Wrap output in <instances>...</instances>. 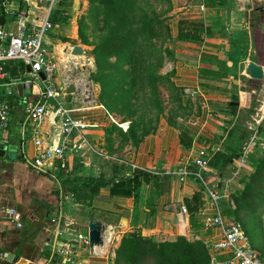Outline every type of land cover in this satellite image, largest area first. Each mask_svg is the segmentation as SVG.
<instances>
[{"label": "crops", "instance_id": "obj_1", "mask_svg": "<svg viewBox=\"0 0 264 264\" xmlns=\"http://www.w3.org/2000/svg\"><path fill=\"white\" fill-rule=\"evenodd\" d=\"M165 1L174 31L165 43L171 54L166 70L199 107L192 113L191 104L180 115L159 120L155 130L117 151L116 139L104 129L115 121L114 116L95 95L90 106L76 98L77 88L84 87L76 72L85 58V45L79 38L84 0H55L52 7L47 0H0V27L6 30L15 31L21 23L26 28L37 26L45 19L51 23L43 37L44 47L57 63L53 83L66 93L57 99L84 124L69 135L65 157L54 163L56 169L38 172L29 166L27 157L61 143V119L52 120L49 112L37 126L23 129L25 101L35 95L22 89L7 97L13 99L8 125L0 128V150L9 153V157L0 156V203L21 213L23 227L0 219L1 264H115L122 237L134 232L156 241L179 237L199 241L209 250L211 261L210 247L219 232L203 228L204 213L212 207L200 181L187 172L195 170V160L206 158V182L225 188L218 207L223 216L235 217L231 195L242 187L249 158L232 180L240 151L220 165L225 152L231 151L224 140L234 117L229 109L236 108V115L241 108L245 111L249 105L244 103V94L249 97L264 85V77L253 79L247 71L250 61L264 68V31L249 26L247 9V5L262 7L264 12V0ZM75 45L82 54H72ZM69 85L74 92L67 93ZM34 140L41 141L38 147ZM124 179L130 180L125 187L130 193L113 191ZM64 187L70 189L63 191ZM90 220L104 223L111 236L99 249L78 239V233L87 232ZM64 222L71 223L69 234L56 236L57 226ZM9 253L11 261L6 259Z\"/></svg>", "mask_w": 264, "mask_h": 264}, {"label": "rangeland", "instance_id": "obj_2", "mask_svg": "<svg viewBox=\"0 0 264 264\" xmlns=\"http://www.w3.org/2000/svg\"><path fill=\"white\" fill-rule=\"evenodd\" d=\"M81 9L87 43H83L85 58L76 70L84 87L79 86L77 92L86 88L88 97L93 99L95 95L114 116L115 121L104 129L116 139L117 151H124L126 146L134 145L139 136L155 130L159 120L180 115L192 104L189 94L173 83L172 72L166 70L171 54L165 43L171 41L174 32L167 2L84 0ZM110 38L124 41L116 53L105 56L103 49L108 47L104 43ZM16 64L23 70V64L18 61ZM243 98L249 106L245 111L241 108L237 115L236 108L229 109L234 111V117L224 138L228 141V135L234 133L232 130L242 135L237 152L244 143L251 144L248 172L242 178V187L231 195L235 203L231 211L245 224L251 243L264 255V194L257 200V191L253 195L246 192L250 184L255 187L254 171L264 160V85L257 87L249 97L244 94ZM198 107V103L192 104L190 112ZM120 122L128 125L127 131L119 127ZM226 152L220 167L232 154V151Z\"/></svg>", "mask_w": 264, "mask_h": 264}, {"label": "built area", "instance_id": "obj_3", "mask_svg": "<svg viewBox=\"0 0 264 264\" xmlns=\"http://www.w3.org/2000/svg\"><path fill=\"white\" fill-rule=\"evenodd\" d=\"M47 1L49 7H52L55 0ZM50 27L51 23L48 19L43 20L40 25H32L27 28L21 23L15 31L0 27V128L4 129L8 125L11 105L7 97L17 93L18 84L22 85V89H28L35 95L34 98L25 101L26 115L21 123L23 129H27L29 125L37 126L49 112L52 114V120L61 119V143L47 146L34 156L27 157L29 166L38 172H47L51 169L54 171L56 169L54 163L61 162L65 157V151L69 146V135L84 126L81 120L70 115L72 109L64 107L57 99L60 94L64 96L66 93L64 89L62 92L59 91L52 80L57 63L45 49L43 40L44 34ZM10 60L13 63L18 61L24 65L23 70L19 66L15 67L18 71V78L12 77L9 73L8 61ZM27 67H29V71H27ZM82 90L81 93L75 92L76 98L83 106H90L93 99L88 97L86 88H82ZM123 124V122L118 123L123 131H127L128 125ZM33 142L37 147L41 143L40 140ZM250 149L251 144H243L230 180L240 174L241 167L249 158ZM47 163L49 167H46ZM194 165L195 170L187 173L200 181L208 203L212 207L210 213H204L201 221L202 226L205 230L217 229L219 232L218 238L210 247L212 257L208 264H264L262 253L252 245L242 222L235 217L222 215L218 204L224 197L225 188L219 189L216 185H209L206 182L203 172L207 168V159L200 157L194 161ZM182 211L187 212V208L182 206ZM2 218L8 220L16 228L23 227L21 213L14 207H6L0 203V219ZM58 222L60 223V221ZM70 225L71 223L66 222L59 224L56 236L69 234ZM78 239L83 244L89 245L88 232L78 233ZM57 242L59 246H64L63 242Z\"/></svg>", "mask_w": 264, "mask_h": 264}, {"label": "trees", "instance_id": "obj_4", "mask_svg": "<svg viewBox=\"0 0 264 264\" xmlns=\"http://www.w3.org/2000/svg\"><path fill=\"white\" fill-rule=\"evenodd\" d=\"M79 38L82 43H87L84 23L81 18L79 20ZM123 41L122 39H108L104 43L108 47L105 50L103 49L105 56L116 53L119 49V44H122ZM12 99V97L7 99L11 105ZM232 132L234 133H230L231 135H228V141L225 142L227 143V148L232 151V154L228 158L226 157V161L232 159L238 153L237 151L240 148L243 138L239 132L234 130ZM254 180L256 181L255 187L250 184L246 192L253 195L255 194L254 191H257V200H260L262 197L260 195L264 194V160L259 163L254 171ZM90 181L93 183L92 179ZM95 183L97 185L102 184L101 181H96ZM127 183H130V180L124 179L119 181L114 185L113 191L129 194L130 190H125ZM67 189L69 190L70 188L64 187L63 191H67ZM73 190L75 192L77 191V189ZM238 220L241 221L240 219ZM242 224L246 230L245 224L243 222ZM148 260H151L152 264H208L210 252L203 243L199 241L190 242L183 237L156 241L144 238L135 232L128 233L122 237L119 246L116 248L115 264H138Z\"/></svg>", "mask_w": 264, "mask_h": 264}, {"label": "water", "instance_id": "obj_5", "mask_svg": "<svg viewBox=\"0 0 264 264\" xmlns=\"http://www.w3.org/2000/svg\"><path fill=\"white\" fill-rule=\"evenodd\" d=\"M77 1V0H76ZM247 9H248V24L250 27H259L262 31H264V12H263V8L262 7H257V8H251L250 5H247ZM263 12L262 15V21H259V14ZM226 24L227 27L229 28V22H230V10H226ZM83 51L81 49V47H79L78 45H75L72 49V54H82ZM8 65L10 66L9 69V73L12 77L14 78H18V71L15 67H13V62L10 60L8 61ZM27 71H29V67H27ZM247 71L248 74L251 78L253 79H257V80H261L264 77V68L253 62L250 61L247 64ZM42 78H44V76L42 75ZM17 90L20 93L22 91V85L18 84L17 85ZM67 93H72L75 91V88L73 85H69V87L67 88ZM0 156H7L9 157V153H5V151L3 149L0 150ZM126 219L123 218L122 221L125 223ZM88 238H89V246L91 249L100 246L103 244L104 241V236L106 234V230H105V224L102 223L99 220H90L88 222ZM13 257V254L9 253L7 256V260L11 261V258Z\"/></svg>", "mask_w": 264, "mask_h": 264}, {"label": "bare ground", "instance_id": "obj_6", "mask_svg": "<svg viewBox=\"0 0 264 264\" xmlns=\"http://www.w3.org/2000/svg\"><path fill=\"white\" fill-rule=\"evenodd\" d=\"M264 103V102H263ZM123 125H125V123L123 124ZM108 236V230L106 231V234H105V236H104V241H103V244H104V242H105V238ZM108 237H111L110 235L108 236ZM110 239V238H109ZM107 242H108V240H107ZM106 242V243H107ZM103 244L102 245H100V246H97V247H95V249H99L100 247H102L103 246Z\"/></svg>", "mask_w": 264, "mask_h": 264}]
</instances>
